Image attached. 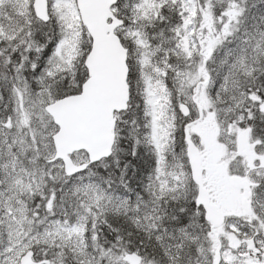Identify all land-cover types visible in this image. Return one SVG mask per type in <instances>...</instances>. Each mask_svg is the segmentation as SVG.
Listing matches in <instances>:
<instances>
[{
  "label": "snow or ice",
  "instance_id": "snow-or-ice-1",
  "mask_svg": "<svg viewBox=\"0 0 264 264\" xmlns=\"http://www.w3.org/2000/svg\"><path fill=\"white\" fill-rule=\"evenodd\" d=\"M0 264H264V0H0Z\"/></svg>",
  "mask_w": 264,
  "mask_h": 264
}]
</instances>
